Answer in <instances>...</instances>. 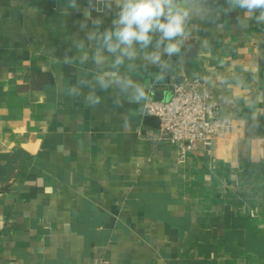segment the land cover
<instances>
[{"label": "crops", "instance_id": "0c3cea01", "mask_svg": "<svg viewBox=\"0 0 264 264\" xmlns=\"http://www.w3.org/2000/svg\"><path fill=\"white\" fill-rule=\"evenodd\" d=\"M181 6L183 37L110 53L117 0H0V264H264V19ZM192 76L231 131L179 162L144 105Z\"/></svg>", "mask_w": 264, "mask_h": 264}, {"label": "clouds", "instance_id": "9594fccd", "mask_svg": "<svg viewBox=\"0 0 264 264\" xmlns=\"http://www.w3.org/2000/svg\"><path fill=\"white\" fill-rule=\"evenodd\" d=\"M186 0H117L120 11L118 18L113 21L115 30H107L102 34L103 45L107 47L110 53H116L121 45L124 46L123 52L128 53L133 42H138L141 48H146L152 41V34L159 32L160 41H174L185 34L186 20L189 12L181 5ZM233 6L239 5L240 8L247 9L251 14L254 10H261V18L264 19V0H228ZM91 38V37H90ZM165 51L171 55L179 51L178 42H170ZM86 58V57H85ZM153 63L159 61V55L149 57ZM97 63L100 59L97 58ZM117 65L122 63L118 57L115 61ZM110 75L111 79L120 84L123 91H128L127 83L122 82L115 73H105L99 76L98 82L102 89L109 86L105 82L104 76ZM136 87L138 95H130V100L139 102L144 97L143 88ZM100 97L89 96L85 103L95 107L100 103Z\"/></svg>", "mask_w": 264, "mask_h": 264}, {"label": "built area", "instance_id": "2783aa9c", "mask_svg": "<svg viewBox=\"0 0 264 264\" xmlns=\"http://www.w3.org/2000/svg\"><path fill=\"white\" fill-rule=\"evenodd\" d=\"M171 93L167 102L148 99L144 115L159 120L157 138L177 147L179 162L197 144L208 148L216 138L231 131V118L223 107L232 101L214 100L203 77H187L174 83Z\"/></svg>", "mask_w": 264, "mask_h": 264}, {"label": "water", "instance_id": "95a60500", "mask_svg": "<svg viewBox=\"0 0 264 264\" xmlns=\"http://www.w3.org/2000/svg\"><path fill=\"white\" fill-rule=\"evenodd\" d=\"M156 99L158 102H167L170 98L167 101H165V97L163 96V94L157 92ZM143 126L146 128H150L155 135H159L160 123L158 119L154 117H145L143 121Z\"/></svg>", "mask_w": 264, "mask_h": 264}]
</instances>
